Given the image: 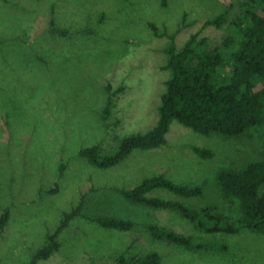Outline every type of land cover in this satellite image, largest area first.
<instances>
[{
	"label": "rangeland",
	"instance_id": "obj_1",
	"mask_svg": "<svg viewBox=\"0 0 264 264\" xmlns=\"http://www.w3.org/2000/svg\"><path fill=\"white\" fill-rule=\"evenodd\" d=\"M239 2L0 0V214L9 209L0 232V264L28 262L82 198V215L61 231L60 248L38 264H119L120 258L130 264L150 251L161 254L160 264H264V234L203 233L177 210L135 204L119 191L164 175L176 184L201 185L202 196L184 199L165 190L150 195L237 217L216 174L264 160V126L224 138L173 121L164 145L135 150L111 168L78 156L83 147L112 150L124 136L152 129L169 77L162 69L165 49L171 43L179 49L191 36L207 50L220 47L241 14ZM223 12L222 27L204 25ZM54 26L67 35L53 33ZM232 69L224 64L219 73L225 78ZM108 97L113 105L106 115ZM194 147L213 156L202 158ZM55 183L56 193H48ZM97 216L130 219L134 226L105 229L93 221ZM151 224L226 250L194 251L157 241L148 231Z\"/></svg>",
	"mask_w": 264,
	"mask_h": 264
},
{
	"label": "trees",
	"instance_id": "obj_2",
	"mask_svg": "<svg viewBox=\"0 0 264 264\" xmlns=\"http://www.w3.org/2000/svg\"><path fill=\"white\" fill-rule=\"evenodd\" d=\"M241 14L230 25L231 35L220 47L207 50L195 36L179 49L170 44L166 49V63L162 69L169 72L165 90L158 106V121L145 133H132L120 139L118 146L104 151L100 145L83 147L78 156L90 165L107 169L123 162L135 150L158 148L166 143V134L173 121L208 136L217 134L224 138L247 135L251 129L264 126V0H240ZM227 13L207 20L205 26L222 27ZM155 30V26L150 24ZM52 32L67 35L66 30L52 27ZM230 63L232 73L222 78L219 67ZM107 98L104 114L112 108ZM264 141V134H261ZM194 152L205 159L213 156L211 150L194 147ZM64 165L60 166V174ZM224 199L236 205L238 216L230 218L217 212L215 207L186 206L183 202L150 195L155 190H165L181 198H195L203 194L201 185L176 184L164 175L144 178L131 189H120L128 201L154 209L177 210L203 233L237 234L242 230L264 234V160H255L242 169H221L216 174ZM55 188L48 193H56ZM84 198L71 211L64 213L57 229L47 236V241L32 258L23 264H38L51 257L59 248V234L75 218L82 215ZM9 219V209L0 214V232ZM105 229L129 231L134 222L113 216L93 218ZM148 231L157 241H165L188 250H226V245L204 241L190 235L179 234L158 225H149ZM161 254L150 251L142 257H132L130 264H160ZM119 264L126 260L120 258Z\"/></svg>",
	"mask_w": 264,
	"mask_h": 264
}]
</instances>
